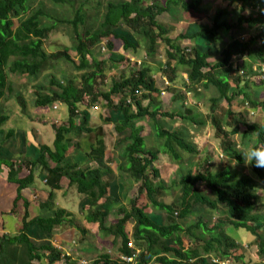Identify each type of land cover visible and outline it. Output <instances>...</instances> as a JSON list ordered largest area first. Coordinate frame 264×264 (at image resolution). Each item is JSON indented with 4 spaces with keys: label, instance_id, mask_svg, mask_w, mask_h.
Here are the masks:
<instances>
[{
    "label": "trees",
    "instance_id": "16d2710c",
    "mask_svg": "<svg viewBox=\"0 0 264 264\" xmlns=\"http://www.w3.org/2000/svg\"><path fill=\"white\" fill-rule=\"evenodd\" d=\"M33 1L0 0V109L3 101L13 95L23 114H26L25 99L12 82V79L21 78L35 83L36 108L57 110L61 106L66 109V124L54 128L53 140L48 144H34L28 142L25 132L5 130L10 116L0 111V171L6 168L7 181L15 186L10 214L18 219L19 225L15 236H0V264H34V260L37 264H74L59 248L44 240L64 225L84 232L70 212L63 208L53 210L54 192L63 189L64 178L86 199L82 207V212H89L86 221L98 223L103 236L113 238L115 251L121 256L104 253L95 257L91 264H221L230 257L233 258L232 264L236 261L248 264L244 254L238 252V243L223 233L219 224L209 228L208 222L199 213L203 208L217 209L215 200L227 212L224 223L230 228L247 231L256 242L258 255L264 256V235L260 233L264 230V214L259 213L257 194L258 190L264 192V168L249 164L250 176L227 167L217 172L187 170L176 185L180 193L176 202L165 204L158 200L164 190L160 183L153 182L159 179V171L153 166L159 154L168 155L178 163L180 152L190 155L199 152L194 144L186 141L183 132L161 127L160 119L180 118L195 126L204 123L190 110L184 116L179 112H162L161 95L164 92L153 78L156 70L137 60V53L142 51L147 59L152 60L161 43L167 48V59L161 74L170 90L177 85L187 88L197 84H202L205 89L214 88L218 96L211 98L210 124L220 140L223 156L242 165L245 162L241 149L264 145V126L243 124L245 128L240 142L231 139V133H237L236 126L232 124L234 117L238 116L232 112L236 98L241 97L242 102L249 104L253 110L264 106V101H258L264 94V72H261L264 65V0H231L238 7L235 30L258 29V34L243 42L238 51L239 59L251 56V53L255 57V61H247L248 64L241 66L244 70L233 67L234 54L230 47L221 50L220 61L208 64L210 47L220 44L222 34L227 35L232 30L228 21L231 10L227 7L215 11L211 27L197 25L195 30H186L173 40L169 37V28L160 24L157 18L162 14L175 17L180 11L184 19L196 24L195 18L202 17L199 9L202 0H151L147 4L144 0L107 2L99 26L84 31H80V27L85 25L87 18L83 12L84 3H81L72 20L60 22L72 27L71 51L50 54L46 52L44 43L56 30V22L51 25L44 23L43 18L47 17L42 9H32ZM48 1L54 5L63 2ZM103 40L111 53L106 60L99 59L95 52ZM184 40L192 44L191 49L182 48L176 42ZM257 40L262 45L252 52V43ZM115 43H121L123 52L136 55V59L132 57V62L135 61L133 66L138 67H132L128 74L123 73L117 79L108 81L107 89L100 91L101 86L108 85V72L118 70L119 65L127 61L125 54L115 53ZM74 58H77V64ZM60 63L74 65L78 74L71 77L62 74L60 79H56L54 74L49 73L48 82L52 87L45 91L43 85L38 84L41 75L55 70ZM182 71L187 72L186 79ZM251 81H258L255 91H249ZM115 96L119 97L117 102L114 101ZM99 103L108 110L105 121L112 124L115 133L126 142L125 153L121 155L117 168L118 177L114 180L106 178L110 168L106 165V148L100 132L87 153L68 155L72 148L71 135L79 136L95 130L86 126L89 117L86 108ZM218 105L223 108L222 113L217 114L215 108ZM228 117H232L230 121ZM143 122L153 130L156 141H162L157 149L146 147L143 126L139 125ZM17 137L23 140L19 145L23 153L15 161L3 145ZM205 163L210 168L207 159ZM36 177L49 190L47 200L39 204L41 212H50L47 217H31L30 202L22 195L23 190L34 184ZM126 179L140 182V195L130 198L129 208L121 201L127 198ZM111 186L116 191L115 195L108 194ZM142 199L146 201L144 205L140 203ZM110 204L117 208L120 218L108 226L101 208L103 205H109V208ZM148 208L159 215L164 214L165 221L158 213L151 215ZM192 217H197V220L188 226L181 222ZM132 222L131 233L129 225ZM38 240L41 243H36ZM17 245L23 247V252L19 256L10 255L11 248ZM12 254L15 252L12 251ZM122 258H131L132 263Z\"/></svg>",
    "mask_w": 264,
    "mask_h": 264
},
{
    "label": "rangeland",
    "instance_id": "374dc122",
    "mask_svg": "<svg viewBox=\"0 0 264 264\" xmlns=\"http://www.w3.org/2000/svg\"><path fill=\"white\" fill-rule=\"evenodd\" d=\"M63 2L54 5L48 0H34L32 2V9H42L45 14L43 22L47 24H53L56 22V30L49 36L45 41L44 48L48 53L60 52L65 50H70L73 46L72 37L73 31L72 27L67 23H60L62 21L72 20L74 17V12L80 6L81 3H84L83 12L86 14L87 21L84 26L80 27V31L86 29H96L101 22V17L103 14V9L107 2H118V1H127V0H62ZM145 4L150 3L151 0H144ZM99 5V7H97ZM229 8L230 17L228 19L232 30L227 34L223 35V40L220 44L212 45L210 47L211 57L208 59V64L212 65L215 62L220 61L221 55L220 52L225 47H230L233 51V67H239L241 70H244L242 67L245 64H248L249 61H255V57L251 53V56H244L239 59V49L242 46L243 42L248 41L258 34L257 28H251L243 30L242 32H237L235 30L236 16L238 13V7L231 0H203L199 9L201 10L202 17H196V24H192L190 20L184 19L181 12H177L178 15L172 17L168 14L160 15L157 20L160 24L165 25L169 28V37L171 39L177 38L180 33L195 30L197 25H206L212 26V19L214 13L217 9ZM234 37L231 39L230 37ZM182 48L191 49L192 44L188 40L181 41L180 43L176 41ZM262 45L260 40H257L252 43V52L256 51ZM167 48L163 44H159L156 57L152 60L147 59L144 51L137 53L138 58L141 64L145 63L149 65L154 71V80L158 88L163 91L161 95V111L167 113H180L183 116L187 114V111L190 110L193 116H196L198 119L203 121V125L195 126L191 122H185L180 118H161L159 123L161 127L169 130H179L184 133L186 141L194 144L199 152L195 155H190L188 153L180 152L181 160L177 163L170 156L159 154L158 160L153 164V166L159 171V179L154 183H160L164 190L161 192V195L158 196V200L164 202L165 204H171L176 202L179 196V189L176 187L179 179L183 175L184 171L197 169H208L211 172H217L223 170L224 168H230L232 171H235L241 175L250 176L249 164H232L233 159H228L223 156L219 147V139L215 134V130L211 126V98L217 97L218 94L216 90L212 87L205 89L202 84H197L194 86H187L184 88L182 85H177L175 89H169L166 78L161 74V69L166 62ZM95 52L99 59L106 60L110 56V52L106 47V41L103 40L98 47H96ZM125 54L127 61L119 65L118 70H112L108 72L107 75V84L100 87V91L106 90L109 86V82L113 79H117L121 74H128L130 68L138 67L133 66L132 57L135 58L130 52H123L121 49V43H115V53ZM136 59V58H135ZM75 63L77 64V58H74ZM248 61V62H247ZM257 61V60H256ZM242 66V67H241ZM160 68V70L158 69ZM54 74L56 79H60L62 74H65L69 77L77 75L78 72L75 71L74 65L69 63H60L56 66L55 70L49 72L45 71L40 79L38 84L43 85L45 91L51 88L49 84L48 75ZM183 78H187V72L182 71ZM256 79V78H255ZM257 80V79H256ZM109 81V82H108ZM16 91L22 94L26 102V114H23L20 105L15 101L13 95L7 97L3 101V106L0 111L6 113L10 116L5 130L13 129L17 132H25L28 136V142H33L34 144H48L53 140L54 128L66 124V109L58 106L57 110L48 108H36L34 100L36 98V90L34 88L35 83L30 82L25 79H12ZM258 81H251L249 86V91H255ZM23 83H25L23 85ZM188 84H190L188 82ZM172 88V87H171ZM264 95V94H263ZM261 95L258 99L259 102L264 101V96ZM184 98V99H183ZM119 97L115 96L114 101L117 102ZM224 107V104L222 105ZM218 105L216 113H222V108ZM85 110V109H84ZM232 112L238 114L237 117H234L232 124L236 126L237 133H231V139L236 143L240 142L241 133L244 131L246 124L264 126V106L261 105L257 109L253 110L249 104H244L241 97H237L232 106ZM89 117L87 120V127L94 128L95 130L92 133H81L78 135H71V150L68 155L73 156L78 153H87L90 149V145L95 143L97 139L96 134L100 132L102 139L105 143L106 148V165L110 168V174L106 177L107 179H116L118 177L117 168L120 163V158L126 150V142L122 141V137H119L113 128V125L107 123L105 118L108 117V110L105 105L99 103L97 106L87 109ZM232 117H228L227 120H231ZM226 120V119H225ZM244 124V125H243ZM143 126L142 136L144 137L146 147L150 149H157L162 141L157 142L156 137L153 133V130L146 123H139ZM20 142L23 143V140H20L19 137L15 140L11 139L3 146L5 149L10 151V154L13 155V159L17 156H20V153H23V149H19ZM159 144V145H158ZM241 149V148H240ZM243 152L244 150L241 149ZM5 151V150H4ZM22 151V152H21ZM9 154V156H11ZM123 156V155H122ZM8 157V156H7ZM26 160L25 158H22ZM208 160L210 168H207L205 160ZM201 165L202 167H200ZM208 165V164H207ZM199 166V167H198ZM38 170L36 169L35 174L37 175ZM126 190L127 198L121 200L122 205L129 208L130 198H135L140 195L139 187L140 182L136 180H127L126 179ZM63 189L60 191L54 192V200L52 202L53 210L57 208H63L71 213L72 217L83 227L84 232L79 231L74 227H69L64 225L61 229H56L52 236L46 237L44 240H48L55 247L59 248L60 251L66 256L70 257L71 262H76V264H91L93 259L101 254L107 253L114 255L115 257H120L119 253L115 251L116 247L113 243V238L111 236H103L100 232L98 223H89L86 221L87 212H82V207L86 204V199L84 196L76 192L75 186H69L68 180H62ZM203 189L202 187H200ZM49 190L45 186L44 182L36 177L34 184L25 190L22 191V195L30 202L29 212L31 217L41 216L47 217L50 214L49 211L41 212L39 210V204L47 200ZM116 191L111 186L108 189L109 195H115ZM259 198V209L260 212L264 214V192L258 190ZM214 198L213 196H211ZM15 198V186L7 181V169L2 168L0 171V236L5 235L8 237H13L17 234L18 222L16 217L10 214L12 209V203ZM215 199V198H214ZM102 202V201H100ZM218 208L215 210H207L203 208L199 211L205 221L208 222V227L210 228L214 224H219L223 233L225 232L230 236L234 241L239 245L238 252L244 254L245 260L248 264H264V256L258 255V247L254 238L244 229H233L229 225L225 224L227 220V212L225 208L215 200ZM141 205L146 203L145 199H142L140 202ZM21 206V202L19 203ZM105 206L103 205L101 210L105 214L106 224L109 226L112 222H115L120 216L117 214V208L110 204ZM151 215H157L158 212L152 211L151 208H148ZM23 211V208L20 209ZM52 212V210H51ZM17 215V214H16ZM165 221L166 216L164 214L159 215ZM170 220V219H169ZM172 220L175 221V218L172 217ZM177 220V219H176ZM197 217H192L188 221H181L183 225L188 226L190 222H195ZM167 223V222H166ZM129 230L132 233L133 231V222L129 225ZM264 235V230L260 232ZM193 243L190 240V243ZM36 243H41V240H38ZM131 244V243H130ZM12 251L15 254H12ZM23 252V247L17 245L11 248L10 255L19 256ZM233 258H227L224 263L232 264ZM34 264H37V261H33ZM229 262V263H227ZM59 264V263H57ZM118 264V263H117ZM121 264V263H120ZM235 264H241L236 261Z\"/></svg>",
    "mask_w": 264,
    "mask_h": 264
},
{
    "label": "clouds",
    "instance_id": "9594fccd",
    "mask_svg": "<svg viewBox=\"0 0 264 264\" xmlns=\"http://www.w3.org/2000/svg\"><path fill=\"white\" fill-rule=\"evenodd\" d=\"M245 164H251L256 168H264V145L253 146L243 152ZM229 159V158H228ZM233 165L237 162L235 160Z\"/></svg>",
    "mask_w": 264,
    "mask_h": 264
},
{
    "label": "built area",
    "instance_id": "2783aa9c",
    "mask_svg": "<svg viewBox=\"0 0 264 264\" xmlns=\"http://www.w3.org/2000/svg\"><path fill=\"white\" fill-rule=\"evenodd\" d=\"M261 72H264V65L262 66V68H261ZM168 84V83H167ZM163 95V94H162ZM123 260H125V261H127V262H131L132 263V259L130 258V259H127V258H122ZM227 263H229V262H227ZM221 264H225L224 262H221Z\"/></svg>",
    "mask_w": 264,
    "mask_h": 264
},
{
    "label": "crops",
    "instance_id": "0c3cea01",
    "mask_svg": "<svg viewBox=\"0 0 264 264\" xmlns=\"http://www.w3.org/2000/svg\"><path fill=\"white\" fill-rule=\"evenodd\" d=\"M203 1V0H202ZM201 11V10H200Z\"/></svg>",
    "mask_w": 264,
    "mask_h": 264
}]
</instances>
